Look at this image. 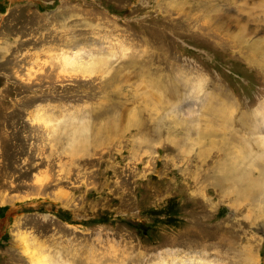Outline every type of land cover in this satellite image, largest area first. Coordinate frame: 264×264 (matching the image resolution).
Listing matches in <instances>:
<instances>
[{"label":"rangeland","instance_id":"obj_1","mask_svg":"<svg viewBox=\"0 0 264 264\" xmlns=\"http://www.w3.org/2000/svg\"><path fill=\"white\" fill-rule=\"evenodd\" d=\"M0 264H264V0H0Z\"/></svg>","mask_w":264,"mask_h":264},{"label":"bare ground","instance_id":"obj_2","mask_svg":"<svg viewBox=\"0 0 264 264\" xmlns=\"http://www.w3.org/2000/svg\"><path fill=\"white\" fill-rule=\"evenodd\" d=\"M238 42V41H237Z\"/></svg>","mask_w":264,"mask_h":264}]
</instances>
